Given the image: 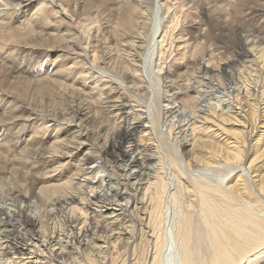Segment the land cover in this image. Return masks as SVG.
<instances>
[{
    "label": "bare ground",
    "instance_id": "bare-ground-1",
    "mask_svg": "<svg viewBox=\"0 0 264 264\" xmlns=\"http://www.w3.org/2000/svg\"><path fill=\"white\" fill-rule=\"evenodd\" d=\"M162 8L156 0H0V107L7 105L0 108V174L20 181L8 190L14 207L0 205V252L10 255L0 257V264H66L69 245H87L86 232L94 233L90 228L99 222L96 215V224L86 228L87 209L99 211L113 228L129 216L132 224L125 219L121 226V234L131 239L118 246L123 255L143 239L147 246L139 264H161L169 206L176 213L172 226L179 264H264V121L249 127L225 113L211 121L209 115L217 111L212 105L201 123H188L191 141L183 142L181 151L191 163L209 166L222 157L239 162L244 172L254 174L255 184L254 189L243 174L233 177L229 171L218 183L199 178L189 187L173 172V180L164 175L161 155L150 154L144 141L149 127L144 112L134 109L130 95L120 88L125 83L124 90L145 92L142 59L152 72L155 68L154 74L164 70V82L173 85L172 67L163 56L169 35L168 25L162 28L168 9ZM80 40L92 50L88 60ZM76 73L91 77V83L74 79ZM196 96L184 98V107L192 109ZM174 102L166 97L165 113L175 112ZM110 117L112 130L107 126ZM228 120L232 126L226 127ZM174 164L170 156L168 165ZM103 182L112 189V199L104 201L97 191ZM31 197L42 203L41 212L21 207ZM68 206L67 229L57 231L40 219ZM41 253H49V260ZM89 253L85 246L84 262L74 264L107 263L106 256L96 259ZM137 263L127 259V264Z\"/></svg>",
    "mask_w": 264,
    "mask_h": 264
},
{
    "label": "rangeland",
    "instance_id": "rangeland-1",
    "mask_svg": "<svg viewBox=\"0 0 264 264\" xmlns=\"http://www.w3.org/2000/svg\"><path fill=\"white\" fill-rule=\"evenodd\" d=\"M156 1L160 2L161 8H162V4L163 6L165 5L168 9V13H170V14L167 13L166 16H164L165 19L162 25V28L164 27V25H168L167 35H169L163 44L164 45L163 56L164 59H166L165 63H168V65L172 67L171 70L173 73H171L172 77L170 76V78L173 80L174 83L172 82V84L174 86L171 85L169 87L166 85L167 82H164L162 78L164 76L163 74L164 70L163 72H161V74L159 73L154 74L155 68L153 70L154 72H152L150 69L152 66L151 65L149 66L148 64H143V59L141 60V64H142L141 73L144 82L146 81L148 85V87L145 88V92L144 91L133 92V91L124 90L122 85H124L125 83H122V85H120L121 90L123 92L125 91L128 95H130V103L134 106V109L137 108L136 110L144 112L143 116L146 117L145 119L146 122H144V124L149 125V127L147 128V134L145 135L144 141L150 147L149 153L150 154L153 153L155 154V156H157L156 154L159 153L163 161V166L165 171L164 175L166 174L165 176L167 178L169 177L170 180L171 179L173 180L174 177L173 173L174 175L177 174L179 176L178 181H180L179 182L180 184L184 183L183 185H187L191 187L193 179H199V178L200 179L203 178L204 180L210 181L212 183L214 182L218 183V181H221L219 180L220 178L222 179L224 175H226L229 171L230 172L232 171L231 175H233V177L234 176L236 177L238 174H243V178L244 179L246 178L248 184L251 185L253 188L255 186V184H253L252 182L254 174L250 173V171L244 172L242 170L243 166H239V164H237L239 162H230V161L226 162L225 159H223L222 157V158H218V160L216 161L218 163L216 164L214 163L215 166L213 164L206 166L203 162H199L198 164L194 165L193 163L190 162L188 156L182 154L181 149L183 148L182 147L183 142L191 141L189 140L190 132L189 130L187 132V129H185L187 127V124L192 122L193 120L196 123L198 122L201 123V120L203 121L204 119L203 116L209 114L214 110L213 109L212 111H210V109L208 108L209 106H211L212 108L213 105L216 108L215 110H217L215 111V113L212 114V116L211 114L209 115V118L211 117L212 119V120L210 119L211 121H213L215 116H217V114L219 115V113H225L226 116L230 114L239 123H241L242 120V123L243 122L246 123L247 126L249 127H250L249 124H251V122L259 127L261 121H264V56H263L264 55V50H263L264 49V0H156ZM165 6L162 8V10L165 8ZM150 15L153 16V13ZM105 20L107 21V18H105ZM111 26L113 27V25ZM150 30H151V25L148 31L150 32ZM148 31L147 33L149 34ZM195 46L199 47L198 49H201L200 51L196 52V54L194 51ZM79 47L83 48L84 50H88V51H84L86 60H88V55L90 56L92 54L91 48L89 47L86 48V42L84 41L81 42V40L79 41ZM242 47L249 50V52H247V55L246 53L243 55ZM258 48H263V49L258 51L256 50ZM70 53L71 52H69L68 55L71 56L72 58L76 56L75 54H70ZM80 60L81 58H77V61ZM154 60L152 62V65H154ZM50 65L51 66L53 65L52 67H54L56 64L54 62L53 63L51 62ZM205 68L206 70L204 71ZM104 74L108 75L110 73L106 71V73ZM73 78L74 79L78 78L79 80L82 81L84 80L86 84L91 83L90 81L91 77H88L87 79H83L80 78L78 73L74 74ZM146 83H144V85H146ZM187 86H189V89L187 88ZM190 95L191 96L197 95L196 98L199 97L197 98L198 100H195L196 102L193 104L194 106H192V109H189L190 107L189 108L184 107L183 105V99ZM167 96H169L171 101L173 100V98L176 100V102L172 103V106H175L174 109H176L174 113L171 112L165 113L163 109L164 105L166 104ZM44 100H48V99H44ZM216 103H218L219 105L217 104L216 106ZM5 106L7 107V105L3 104L1 107L4 108ZM39 109H44V108L39 107ZM253 110H255L254 114H252ZM105 116H104V121H105ZM41 118H45L44 115L41 116ZM108 119H109L108 121L109 124H107V126H109L108 128L112 130V126H111L113 123V121L111 120L112 117ZM230 121L231 120H228V123L225 124L226 127H229V125L232 126ZM167 124H172L171 128L170 125ZM234 126L238 127L237 125ZM29 127L27 128L33 129L32 126ZM249 127H246L247 131L246 134H244L246 138L250 137L249 134H251V132H249V130L247 129ZM247 134L248 137L246 136ZM27 136L28 135H25V137ZM247 140L250 141V138H248ZM18 141L19 139L15 142V144H17ZM156 148L157 150H155ZM156 151L158 153H156ZM170 156H172L175 160V164L171 166L168 165ZM248 162H249L248 159H246V161L244 162L242 161V165H244L245 167V165ZM1 164L2 162L0 163V166ZM152 165H156V163ZM9 176L10 174H6L3 177V175L0 174V205L6 207H10L12 205L11 203H13L12 200L10 199L8 190H10V188H12L14 185H18L20 183V181L17 180L14 181ZM95 179L97 180L98 177L96 176ZM226 181L227 178L224 182ZM224 182L221 184L223 185ZM107 185L108 184L105 185V182H103V185H101V187L100 186L99 188L96 187L97 191L102 196V199H104V201L112 197L111 196L112 189L109 188V185L108 186ZM170 186L174 187V189L175 188L178 189L176 183L175 185L174 183H172ZM21 190L19 191L20 193H25L26 191L25 189L23 190L22 188ZM35 198L36 197L33 198L31 197V201L22 203L21 207L27 208L26 211L28 213L30 212L35 213L37 211L41 212V210H43L42 209L43 206L41 205L42 203ZM118 201L122 203V201L124 200L119 199ZM16 205L18 206L20 205V203L15 204V206ZM13 207L14 206H11V208ZM169 208L164 215V217H166L164 222V233L166 237V242L161 256V264H179L178 256H177V248L175 247L176 242L174 240V236H173L174 233L172 226L173 219L175 218L174 216L176 215V213L172 208V206H169ZM47 209H49V207H47ZM68 209L69 206L67 209H64V211L61 212L58 211L54 215H47L44 217L42 216L40 217V219H43L44 223H47L48 227H54L57 231H59V229L61 230L64 228L67 229L66 220L70 217V213L68 212ZM172 210L174 211L173 213H171ZM86 211H85L86 213L85 219L88 222V223L86 222L87 225L86 228H89L91 224L92 225L96 224V223H92L93 222L92 220L97 221L96 215L97 218L99 219V222H97L98 224L96 225L97 226L96 228L94 227L90 228V231H92L93 229L95 230L94 233L86 232V235L88 237L87 245H81V244L75 245L78 247L77 248L71 246V244L69 243L70 245L66 250L67 254L65 255V258L63 257L67 262L66 264H74L73 262L74 260L79 263L81 261L84 262L85 246H87L88 252L92 253L93 256L96 257V259L99 254L100 256L101 255L106 256L108 258V259L106 258L107 260L106 264L108 263L113 264L110 259L114 258L115 256L116 259L114 258L115 260H113L114 264H122L123 262L124 264H127V259L133 262L135 261L136 263L138 262L137 264L142 262L141 259H143L144 257L143 254L146 252L145 250L147 246L145 245L146 242L144 241L145 242L144 243L142 241L143 239H141L140 242L138 241L137 242L138 244H135V247L137 249H134L135 247L130 248L131 251L129 250L128 252L129 255L128 253L125 254L128 255L129 257L126 260H124L125 255H123L124 249L122 250V248H119L122 242L124 243L130 239L128 238L130 234L127 233L121 234L122 232L121 226L123 225V221L125 219H126L125 224L127 223L132 224L131 221L132 219L129 218V216H126L127 218L123 217L124 218L123 220L119 219L117 221L118 227L113 228V226H111L108 223V220L106 221V219L103 218L104 215L101 214L99 211L91 212V210L88 209ZM92 214H94L95 219L93 218ZM100 218L102 220H100ZM81 220L82 219L79 220V223L81 222ZM76 223L73 224L76 225ZM97 228L99 229L102 228V230H99ZM118 230L120 232H118ZM99 231L101 232V234L99 233ZM196 231L200 232L201 226L200 227L197 226ZM119 236L122 238H120ZM97 243L103 245V247L100 250L99 249L97 250L96 247L98 245ZM4 244L5 243H2L1 246ZM202 246H205L204 242L202 243ZM78 249L81 250L79 251ZM99 251H101L102 253H100ZM141 251L143 252L145 251V252L143 253ZM1 252H0V257L10 256V255L3 256L1 255ZM140 252L141 254H139ZM106 253H108V255ZM42 255L46 256L45 258H48L49 260V256H48L49 253H44ZM117 255H119L120 258ZM90 256L93 257L92 255ZM135 257L136 258L139 257V258L136 259ZM60 260L61 259H59V261ZM49 263L54 264L53 261L46 262V264Z\"/></svg>",
    "mask_w": 264,
    "mask_h": 264
}]
</instances>
